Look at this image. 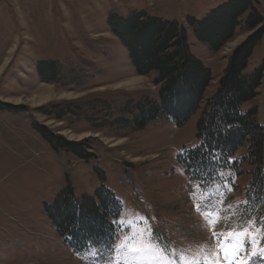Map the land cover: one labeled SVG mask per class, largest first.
<instances>
[{
  "label": "rangeland",
  "instance_id": "rangeland-1",
  "mask_svg": "<svg viewBox=\"0 0 264 264\" xmlns=\"http://www.w3.org/2000/svg\"><path fill=\"white\" fill-rule=\"evenodd\" d=\"M227 1L0 0V101L26 108H0V264H264V211H243L249 177L227 168L224 182L204 188L181 162L197 143L200 110L180 127L163 117L140 129L111 122L127 101L155 99L157 89L151 73H136L108 17L145 12L183 25L190 53L211 71L205 99L251 31L242 25L211 51L188 18L201 20ZM254 1L264 16V0ZM257 68L262 83L241 109L256 107L264 124V34L246 70ZM53 104L72 113L45 114ZM34 124L67 140L88 139L90 156L53 149ZM102 184L121 203L122 231L111 248L76 252L45 205L63 188L93 196Z\"/></svg>",
  "mask_w": 264,
  "mask_h": 264
},
{
  "label": "trees",
  "instance_id": "trees-1",
  "mask_svg": "<svg viewBox=\"0 0 264 264\" xmlns=\"http://www.w3.org/2000/svg\"><path fill=\"white\" fill-rule=\"evenodd\" d=\"M188 24L194 28L195 37L211 51H218L242 25L251 31L232 50L217 89L205 99V90L212 80L211 71L190 53L183 25L145 12L108 17V28L127 50L136 73H151L157 89L155 99L127 101L120 115L111 122L140 129L163 117L180 127L200 110L195 130L197 143L184 150L180 157L187 176L206 188L224 182L222 171L225 169H236L238 174L249 177L244 189L246 209L243 211H264V124L257 120L256 107L241 109L244 102L256 95L263 79L262 68L246 69L254 46L264 34V16L254 0H229L201 20L189 17ZM0 108L26 109L24 105L1 101ZM43 110L58 119L72 113L71 107L60 104ZM33 126L53 149H63L84 159L90 156L92 147L88 139L71 141L54 135L45 126ZM242 147H245L244 155L230 161ZM241 164L249 168L242 171ZM45 209L56 232L76 252L111 248L122 231L118 222L121 203L103 184L93 196H76L71 187L63 188Z\"/></svg>",
  "mask_w": 264,
  "mask_h": 264
},
{
  "label": "snow or ice",
  "instance_id": "snow-or-ice-1",
  "mask_svg": "<svg viewBox=\"0 0 264 264\" xmlns=\"http://www.w3.org/2000/svg\"><path fill=\"white\" fill-rule=\"evenodd\" d=\"M255 255V254H254ZM241 264H244V262H241Z\"/></svg>",
  "mask_w": 264,
  "mask_h": 264
}]
</instances>
